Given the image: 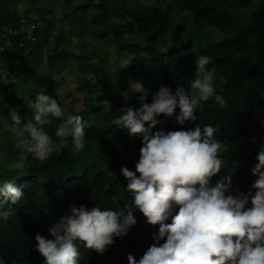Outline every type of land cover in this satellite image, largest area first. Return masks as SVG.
I'll list each match as a JSON object with an SVG mask.
<instances>
[{
	"label": "trees",
	"instance_id": "obj_1",
	"mask_svg": "<svg viewBox=\"0 0 264 264\" xmlns=\"http://www.w3.org/2000/svg\"><path fill=\"white\" fill-rule=\"evenodd\" d=\"M24 1L39 10L41 25L19 10ZM51 12L41 0H0V68L16 76V81L0 84V183L14 181L23 193L19 203L11 205L8 219L0 220V256L9 264H44L35 237L52 239L49 229L70 206L116 210L110 202L117 192L123 203H131L121 168L135 171L142 137L129 136L113 121L123 108L139 109L141 97L150 104L162 85L175 92L179 84L194 95L190 82L195 78L194 60L201 55L211 58L207 67L215 73L216 93L227 101L221 109L210 99L197 110V122L216 128V138L225 145L221 155L228 166L213 183L234 170L233 188L247 194L256 180L251 169L259 144L251 140L264 136V0H79L60 21ZM23 19L37 24L36 41L21 29ZM68 35L81 43L79 54L67 52ZM87 38L96 44L92 51ZM116 56L130 61L122 75L113 68ZM43 67L58 87L69 89L73 105L66 115H80L88 125L85 149L77 153L70 137H55L62 121L50 117L44 128L55 150L46 161L22 149L20 129L9 117L11 110H18L22 129L32 118L29 106L38 92L58 97L52 82L40 77ZM32 82L41 88L37 93ZM157 119L153 132L194 126L179 125L175 116L161 114ZM134 215L137 224L129 235L117 238L102 254L80 243V264H128L129 254L139 260L154 243L151 234L159 226L149 225L138 211Z\"/></svg>",
	"mask_w": 264,
	"mask_h": 264
},
{
	"label": "clouds",
	"instance_id": "obj_2",
	"mask_svg": "<svg viewBox=\"0 0 264 264\" xmlns=\"http://www.w3.org/2000/svg\"><path fill=\"white\" fill-rule=\"evenodd\" d=\"M210 63L208 56L195 58V78L190 82L194 95L179 84L175 92L162 85L150 104L141 97L139 109L120 110L113 121L116 128L142 137L135 171L121 168L131 203H123L124 197L117 192L110 202L116 210L70 206L49 229L52 239L35 237L44 264H80V243L102 254L117 238L123 240L129 235L137 224V211L149 225L159 227L151 234L154 243L139 260L129 254L128 264H264V136L251 140L253 144L259 140V144L257 163L251 169L256 180L247 194L233 188L234 170L213 183L212 178L228 166L221 155L225 145L216 138V128L197 122V110L210 99L221 109L227 107V101L216 93L215 73L207 67ZM29 107L34 112L22 129L18 110L9 112L12 126L20 129L17 135L23 150L37 160L49 159L55 142L44 125L50 117L62 121L55 137L62 141L70 137L77 153L85 149L88 125L80 115H66L57 99L44 92H38ZM161 114L175 116L181 126L186 122L194 126L153 132ZM260 123L264 127V120ZM0 197V205H10L8 209L0 206V220H7L11 205L18 204L23 193L14 181H5L0 183ZM0 264L9 261L0 256Z\"/></svg>",
	"mask_w": 264,
	"mask_h": 264
},
{
	"label": "rangeland",
	"instance_id": "obj_3",
	"mask_svg": "<svg viewBox=\"0 0 264 264\" xmlns=\"http://www.w3.org/2000/svg\"><path fill=\"white\" fill-rule=\"evenodd\" d=\"M79 0H72V1H63V0H41L42 6L44 7V9L52 11L51 15L54 17L55 20L60 21L61 17L67 15L68 13H70L72 11V9L78 4ZM81 1V0H80ZM19 10L21 11H26L28 13V15H30V17L38 20L40 18V12L39 10H36L35 7L29 3L28 1H24L23 3H21L19 5ZM39 25L42 24V21H40V19L38 20ZM87 42H90V46L89 49L90 51H92L94 49V47L96 46V44H94L93 42H91L90 39H86ZM81 43L77 40L76 37H72L70 35L67 36L66 42H65V47L66 50L69 54H73V55H77L80 53L81 49H80ZM100 48H104V45H99ZM76 64V62H75ZM1 65V64H0ZM130 65V61L125 59V58H119V57H114L113 58V68L117 67L116 69V73L119 75H122L124 72L122 71V67H126V69L129 68ZM1 69V68H0ZM47 67H43L41 68L40 71V77L46 78L47 81H51L52 83V89L53 90H58V97L54 98L57 99V101L59 102V104L63 107L64 111H67L70 106H72L73 104L70 102V98L68 96L69 94V89L67 87H58L57 83L54 81L55 78H52L51 76H48V71H47ZM71 72L67 71V75H69ZM0 84L3 82H11L16 81V76H14L13 74H11L8 70H4L2 72V74L0 73ZM73 85H75V82H73ZM129 85H131L129 83ZM133 87V85H131ZM137 88V87H136ZM31 89L33 92H38L41 88H38V85L36 82H32L31 84ZM68 89V90H67ZM121 89H117L114 90L115 93L119 92ZM49 95L51 94L50 91ZM125 93H128L127 91ZM64 97H66V99H64ZM2 112V111H1ZM4 118L2 119V122H4Z\"/></svg>",
	"mask_w": 264,
	"mask_h": 264
},
{
	"label": "built area",
	"instance_id": "obj_4",
	"mask_svg": "<svg viewBox=\"0 0 264 264\" xmlns=\"http://www.w3.org/2000/svg\"><path fill=\"white\" fill-rule=\"evenodd\" d=\"M37 24L34 22L27 21L26 19L22 20L21 29H24L28 33V38L36 41L37 36L33 34L34 29H36ZM4 70L1 68L0 73L2 74Z\"/></svg>",
	"mask_w": 264,
	"mask_h": 264
}]
</instances>
